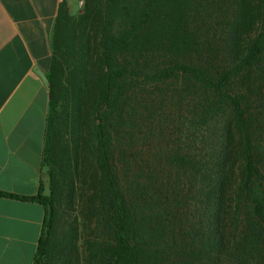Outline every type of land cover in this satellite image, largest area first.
Masks as SVG:
<instances>
[{
  "label": "trees",
  "instance_id": "16d2710c",
  "mask_svg": "<svg viewBox=\"0 0 264 264\" xmlns=\"http://www.w3.org/2000/svg\"><path fill=\"white\" fill-rule=\"evenodd\" d=\"M32 264H264V0L59 4Z\"/></svg>",
  "mask_w": 264,
  "mask_h": 264
},
{
  "label": "crops",
  "instance_id": "0c3cea01",
  "mask_svg": "<svg viewBox=\"0 0 264 264\" xmlns=\"http://www.w3.org/2000/svg\"><path fill=\"white\" fill-rule=\"evenodd\" d=\"M62 0H0V191L36 195L49 102L51 33ZM44 217L31 200L0 196V264H32Z\"/></svg>",
  "mask_w": 264,
  "mask_h": 264
},
{
  "label": "rangeland",
  "instance_id": "374dc122",
  "mask_svg": "<svg viewBox=\"0 0 264 264\" xmlns=\"http://www.w3.org/2000/svg\"><path fill=\"white\" fill-rule=\"evenodd\" d=\"M71 11L77 12L82 6V0H67Z\"/></svg>",
  "mask_w": 264,
  "mask_h": 264
}]
</instances>
